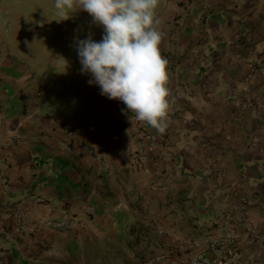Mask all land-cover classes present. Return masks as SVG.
<instances>
[{
	"label": "crops",
	"instance_id": "1",
	"mask_svg": "<svg viewBox=\"0 0 264 264\" xmlns=\"http://www.w3.org/2000/svg\"><path fill=\"white\" fill-rule=\"evenodd\" d=\"M41 2L0 0V264H188L215 259L208 241L227 235L235 264H264V0H161V52L183 97L163 134L147 124L153 141L99 85L73 96V48L25 30ZM73 104L87 145L64 131ZM88 207L85 227L32 228ZM140 210L145 235L131 231Z\"/></svg>",
	"mask_w": 264,
	"mask_h": 264
},
{
	"label": "clouds",
	"instance_id": "2",
	"mask_svg": "<svg viewBox=\"0 0 264 264\" xmlns=\"http://www.w3.org/2000/svg\"><path fill=\"white\" fill-rule=\"evenodd\" d=\"M160 5L161 0H55L54 7L62 20L83 10L103 27L101 41L89 36L77 42L81 73L91 74L89 84L99 85L102 95L122 101L136 121L163 134L175 101L170 62L161 52Z\"/></svg>",
	"mask_w": 264,
	"mask_h": 264
},
{
	"label": "rangeland",
	"instance_id": "3",
	"mask_svg": "<svg viewBox=\"0 0 264 264\" xmlns=\"http://www.w3.org/2000/svg\"><path fill=\"white\" fill-rule=\"evenodd\" d=\"M55 0H42L38 11L28 4L26 7V22L25 30L31 35L43 34L44 32H50L54 34L58 47H71L73 48V70L81 65L79 55L77 53V42L79 40L87 39L89 36L92 37L94 41H101L104 35L103 27L97 25L91 15L86 11L79 10L74 12L71 18L67 20H62L63 18L56 14L57 10L54 7ZM62 20V21H59ZM82 73L73 74V96L75 93L81 95L86 92L88 87V76H82ZM83 78V79H82ZM73 97V98H74ZM74 102V101H73ZM77 106L73 104V121L81 126L80 122L83 119L82 115H78ZM77 118H74L76 116ZM81 123V124H80ZM139 214H135L134 220L131 222L132 227L136 228V225H141L142 230H138L139 234L145 235L147 233V228L149 225V217L147 212L139 211ZM138 227V226H137ZM137 229V228H136Z\"/></svg>",
	"mask_w": 264,
	"mask_h": 264
},
{
	"label": "built area",
	"instance_id": "4",
	"mask_svg": "<svg viewBox=\"0 0 264 264\" xmlns=\"http://www.w3.org/2000/svg\"><path fill=\"white\" fill-rule=\"evenodd\" d=\"M171 91L174 101L183 97V93L180 89L171 88ZM137 122L144 137L147 140L153 141L155 137L152 135V133L148 132L147 124L139 121ZM63 128L69 137L72 138L79 136L82 138L83 142L86 145L88 144V141L86 139L87 129L84 126L71 125L65 122L63 124ZM16 138H19V136H16ZM89 146L91 148L92 153L102 161V159L104 158L102 149L96 144H89ZM134 158L138 164H142L145 161V156L142 155L140 152L135 153ZM23 213L24 212L19 213V220L21 221L22 224H25ZM91 215H92V208L88 207L86 210V217L82 219H76L73 216H63L57 219L45 218V219L33 221L31 224L33 230H40L43 228H54V229L65 230L71 228L75 224L85 227L87 222L90 220ZM235 243H236V237L233 235L212 237L208 241L207 249L212 252H219L218 256H216V258L213 260H209L202 254L190 260L188 264H235L234 263ZM168 264H180V263L176 260H173Z\"/></svg>",
	"mask_w": 264,
	"mask_h": 264
}]
</instances>
